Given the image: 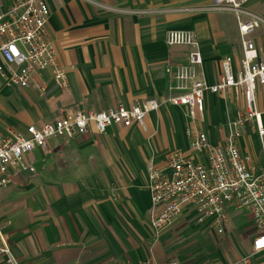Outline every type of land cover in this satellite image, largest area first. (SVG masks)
Wrapping results in <instances>:
<instances>
[{
  "label": "crops",
  "instance_id": "obj_1",
  "mask_svg": "<svg viewBox=\"0 0 264 264\" xmlns=\"http://www.w3.org/2000/svg\"><path fill=\"white\" fill-rule=\"evenodd\" d=\"M16 0H2L9 5ZM49 9L48 38L67 86H56L49 71L26 89L0 85V133L25 134L73 110L105 112L135 102L169 96L168 66L187 63L186 47H168L165 34H195L202 54L198 78L215 84L221 62L230 57L236 72L242 55L238 23L212 0H43ZM243 21L258 26L246 39L264 52V0H249ZM44 85L40 95L35 85ZM256 105L264 112V85L256 88ZM240 102L206 94L203 114L192 119L188 109L164 103L149 113L143 127L113 125L103 134L73 140L53 138L24 158L26 168L13 171L0 193V230L12 264H244L255 232L250 214L226 208L227 221L218 234L211 220L197 221L185 207L173 225L157 236L150 225L147 167L169 173L167 155L181 151L194 162L187 131L206 135L221 145ZM251 163L264 162L254 125L238 140ZM112 187L116 194L112 195ZM0 264H6L0 258ZM249 264H264V252Z\"/></svg>",
  "mask_w": 264,
  "mask_h": 264
},
{
  "label": "built area",
  "instance_id": "obj_2",
  "mask_svg": "<svg viewBox=\"0 0 264 264\" xmlns=\"http://www.w3.org/2000/svg\"><path fill=\"white\" fill-rule=\"evenodd\" d=\"M217 10L230 11L238 23L242 55L235 72L232 59L221 62V75L215 84L198 78L202 65L199 42L194 33L170 30L165 34L168 47H186L187 63L168 66V98L135 102L129 107L118 106L105 112L73 110L41 127L31 125L25 134L0 133V193L8 186L13 171L26 168L24 158L37 148L46 149L53 138L73 140L93 133L103 134L113 125L143 127L145 117L167 103L188 109V115L203 114L206 94L221 95L240 102L237 116L229 124L224 142L212 147L204 133L187 131L191 151L202 155L205 162H194L181 151L167 155L165 175L163 169L148 164L151 204L156 209L150 225L157 236L170 228L185 207L197 213L198 223L206 219L218 234L227 221L226 208L245 210L250 214L255 236L251 255L243 259L249 264L252 255L264 252V168L243 156L238 146L245 127L254 125L261 141L264 156V112L256 105V88L264 85V52L258 53L253 42L246 37L258 26L256 20L243 21L247 13L243 6L249 0H212ZM49 9L43 0H16L4 5L0 0V85L26 89L34 78L49 71L56 86L66 88V72L56 62L55 48L48 38ZM40 95L44 85L36 84ZM112 195L116 188L112 187ZM0 258L12 264L10 248L0 230ZM136 264H158L153 259ZM169 264H177L170 262Z\"/></svg>",
  "mask_w": 264,
  "mask_h": 264
},
{
  "label": "rangeland",
  "instance_id": "obj_3",
  "mask_svg": "<svg viewBox=\"0 0 264 264\" xmlns=\"http://www.w3.org/2000/svg\"><path fill=\"white\" fill-rule=\"evenodd\" d=\"M262 168H264V162L263 163H261V165H260Z\"/></svg>",
  "mask_w": 264,
  "mask_h": 264
}]
</instances>
